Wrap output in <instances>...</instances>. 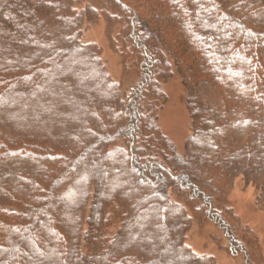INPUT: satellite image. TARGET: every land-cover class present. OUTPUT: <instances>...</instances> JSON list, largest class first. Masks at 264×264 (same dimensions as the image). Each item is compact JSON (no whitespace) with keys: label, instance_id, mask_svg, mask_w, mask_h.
<instances>
[{"label":"trees","instance_id":"1","mask_svg":"<svg viewBox=\"0 0 264 264\" xmlns=\"http://www.w3.org/2000/svg\"><path fill=\"white\" fill-rule=\"evenodd\" d=\"M100 1L138 56L125 92L81 40L101 10L0 0V264H215L185 242L196 213L235 255L212 201L239 179L264 212V0ZM172 65L182 154L157 124Z\"/></svg>","mask_w":264,"mask_h":264},{"label":"rangeland","instance_id":"2","mask_svg":"<svg viewBox=\"0 0 264 264\" xmlns=\"http://www.w3.org/2000/svg\"><path fill=\"white\" fill-rule=\"evenodd\" d=\"M95 7L99 13L86 23L81 40L95 46L109 78L120 84L122 92L135 85L140 78L136 51L130 49L126 38L117 34L118 24L109 27L103 13L109 12L97 0H80L77 8ZM78 10V9H77ZM111 37V41L107 37ZM165 101L157 110L160 132L170 140L179 154L183 153L185 140L190 134V121L186 106V91L174 65L170 78L162 84ZM257 193L236 180L230 193L222 200L212 201L215 209H223L226 228L241 250L231 255L226 231L203 214L195 215L185 242L197 255L208 256L215 264H264V212L256 207ZM194 213V212H193ZM197 215H200L199 221ZM196 219V220H195Z\"/></svg>","mask_w":264,"mask_h":264}]
</instances>
